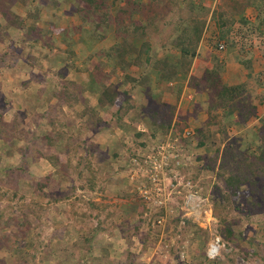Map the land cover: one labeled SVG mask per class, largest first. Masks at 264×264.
I'll list each match as a JSON object with an SVG mask.
<instances>
[{
	"label": "rangeland",
	"instance_id": "obj_1",
	"mask_svg": "<svg viewBox=\"0 0 264 264\" xmlns=\"http://www.w3.org/2000/svg\"><path fill=\"white\" fill-rule=\"evenodd\" d=\"M24 1L0 0V17L4 16L0 18V264H264V201L254 204L246 185L236 192L225 181L237 173L247 156L254 159L261 123L234 125L236 116H229L223 107L213 115L209 103L214 97L196 93L190 84L196 81L190 77L203 71L202 66L218 59L228 60L230 74H242L232 79L225 70L224 82L247 83L252 89L247 69L237 59L230 61L233 53L227 47L214 48L216 37L231 27L239 42L249 34L252 50L242 57L252 58L255 76L264 73L259 10L245 4L252 0L240 1V8L237 0L221 1L220 6L216 0H195L194 6L192 0H141L153 3L150 10L160 6L152 10L159 14L160 26L147 31L153 43L151 62L167 58L180 73L170 83L155 70L147 74L155 101L161 98L170 106L164 110L166 116L160 114L163 119L150 114L157 104L146 102L140 86L122 84L120 104L111 109L99 107L97 85L86 70L96 61L98 50L114 43L117 22L125 17L122 10L135 7L136 0H111L112 12L120 17L114 19L108 36L101 37L105 29L101 27L93 39L85 30H94V24L84 19L93 20L91 15L82 17L86 11L80 13L72 0H46L38 30L32 29L30 21L25 22L24 31L15 30L18 19L12 17L27 13ZM144 18V14L135 16ZM204 21L197 56L184 55L178 41L188 37L189 48L195 50L190 37ZM51 22L63 31L53 33L47 46L42 39L35 44V37L50 29ZM70 61L74 65L67 71L64 67ZM182 61L192 63L188 74L181 70ZM103 71L116 84L124 79L122 70L112 74L106 67ZM261 77L264 80V74ZM68 91L70 95L77 91L80 100L70 98ZM124 92L130 94L132 103L126 102ZM93 106L109 123L97 134L80 130L86 115L75 118L77 112L90 113ZM224 113L229 118L224 120L228 135L219 127ZM165 120H172L173 127L162 132L155 123ZM58 121L72 126L62 128ZM208 124L211 144L201 146L196 130ZM61 131L70 136L69 144L49 145L48 137L55 139ZM235 137L242 141H234ZM81 141L80 154L86 156L91 149L106 159L93 185L88 180L92 178L88 162L79 164L69 150L70 142ZM229 152H236V161ZM164 154L169 163L162 172L157 166ZM61 157L63 161H58ZM190 193L194 197L188 201ZM218 195L230 197L222 204ZM92 202L101 207L92 208ZM226 228L233 231L229 237L224 236ZM218 236L223 246L211 258L209 244Z\"/></svg>",
	"mask_w": 264,
	"mask_h": 264
},
{
	"label": "trees",
	"instance_id": "obj_2",
	"mask_svg": "<svg viewBox=\"0 0 264 264\" xmlns=\"http://www.w3.org/2000/svg\"><path fill=\"white\" fill-rule=\"evenodd\" d=\"M74 3H76L80 9V13L84 10L86 13L82 15V17H89L91 15L93 20H89L88 18H84L86 23L94 24V30L89 29L85 30L87 35H90L89 38L93 39V34L96 31H99L101 27L105 28L102 29L101 37H106L109 35V31H111L113 28V22L115 18H119L120 15H114L112 12V9L114 7V4L111 3V0H72ZM212 1V0H211ZM224 2V0H221ZM238 1V8H240L239 4L242 0ZM264 0H252L253 3L246 2V5H253L256 9H258V18L262 22L260 25H258V30L262 35H264V7L262 6ZM21 2V1H20ZM151 2L156 3L157 0H151ZM149 2V3H151ZM195 0H192L191 5L194 6ZM136 6L132 8H126L123 9L122 12L125 13L124 18H120L118 23L117 29H115V35H114V43L104 49L103 51L98 50V54H95V59L97 55L96 61L92 65H88L86 70L89 72V74L92 76L91 79L93 83L95 82L97 85V91L100 95L98 105L102 108H113L117 103L120 104V87L122 84H128L131 88H135L137 86H140L142 95L146 98V102L153 103V105L157 104V107H152L150 110V114L152 116H158L162 117L161 115L166 116V113L164 110H166L169 105H167V102H165L163 99H159L155 101V90H152L150 88L149 80L147 78V74L151 70H155L157 74H159L160 79L167 80L169 83L174 80L176 77L179 76V68L177 64H172L167 58H160L157 59L154 63L151 62V49L153 47V43L151 41L152 36L148 29L150 26H153L155 29L160 26V23L158 22V13L152 12V10H159L160 6H156L152 8L151 10L149 7L153 5L151 3L150 5H147L146 3H143L141 0L135 1ZM146 4V5H145ZM221 4V3H220ZM219 4V6H220ZM27 8V13L23 15H13L12 18H17L18 23L17 25L13 24V27L15 30L24 31L25 29V22L30 21V25L32 29L35 31L38 30V27L40 26V18H41V10L44 9L46 6H48V3L46 0H42L40 3H33L32 0H26L23 4ZM223 5V3L221 4ZM147 7L148 10L145 8ZM205 7V6H204ZM244 7L241 6V8ZM1 8V7H0ZM55 10V9H54ZM237 9L236 11H238ZM244 10V9H243ZM144 14L146 18L144 20L141 19H135L136 15ZM15 16V17H14ZM4 17L3 14L0 18ZM3 19V18H2ZM102 20V22H101ZM13 20L11 19V22ZM245 21L247 19L245 18ZM224 24V23H223ZM116 26V24H115ZM30 27V28H31ZM225 27V26H224ZM205 28V21L201 23V25L195 26V29L193 31V35L190 37V40L192 44L195 45V50H191L189 47V41L188 37L183 38L182 42L178 41L179 44L183 47V54L184 55H190L192 54L194 57L197 56L196 51L199 47L201 40L203 38V32ZM44 29H41L42 31ZM241 30V29H240ZM240 30L237 31V35ZM62 32L60 27L57 26L55 22H51V27L48 29L44 34L41 32L42 35L38 37H35V44L39 43L41 39L44 40V45L47 46V44L50 43L51 39H53V33L55 32ZM38 32V31H37ZM233 30L232 27L228 28L225 32L221 31V33L216 37L217 39L214 41V48L217 50L224 49L227 47V49L230 50V52L233 53V55L229 58L230 61L233 59H237V61L240 62L246 69H247V76L249 80H251V87L252 89L248 88L247 83H241V84H227L223 81V73L226 70V65L228 60L221 62L217 59L216 62L213 61L211 64H207L204 67L202 66L203 71H199L196 73L195 76H191L190 80L196 79L195 82H191L190 84L195 88L196 93H207L214 97L213 100L209 103V110L213 115H216V111L219 108H224L225 111L228 112L229 116H236V120H234V125H249L251 122L260 121L261 128L259 132L257 133L256 138H259L258 143L254 144L256 145V149L254 150V159H249V156H247V159H245V162L243 164H240L238 166L237 173L235 175H229L226 177V185L230 188H236V192H239L241 187L243 185H246L248 188V196H252L254 198V204L260 203L264 201V91L260 92L258 91L260 88H264V80H261L263 77V72H260L256 76L254 75V65L252 58L245 59L242 56L244 53L248 50H252V46L248 48V37L245 36L244 39H242L240 42L237 38L233 37ZM99 35V34H97ZM184 37V36H183ZM242 38V36H240ZM227 38V39H226ZM141 39V40H140ZM226 41V42H223ZM91 42V41H90ZM264 43V38H263ZM264 51V50H263ZM130 56L131 58L128 59L127 56ZM144 55L145 58L143 57ZM264 56V52H263ZM128 59V60H126ZM93 61V58L90 59L89 62ZM151 62L150 66L148 64ZM74 62H69L67 67H64L65 70H69ZM113 63V64H112ZM183 70V73H189L191 70L192 63L190 62H181ZM180 64V63H178ZM108 67L110 70L112 69V74H116L118 70H122L121 77L124 76V79L122 78L121 84H116L113 82L110 78L112 75L109 72L103 71L104 68ZM141 74H136L135 71ZM149 70V71H148ZM146 71V72H145ZM255 76V77H254ZM259 85V86H258ZM64 89V88H63ZM62 89V91H63ZM99 89V90H98ZM65 93V90H64ZM73 93V92H71ZM126 102L132 103L130 94L126 93ZM68 95H70V91H68ZM75 97L76 101L80 100V95L76 91L73 95L71 94L69 97L72 98ZM135 99L137 97L133 95ZM154 98V100H153ZM145 101V100H144ZM155 103V104H154ZM74 104V103H73ZM122 104V103H121ZM72 105V103H71ZM147 106H150L146 103ZM87 107H92L90 104L87 105ZM74 108V107H73ZM120 109V105H119ZM109 112V111H108ZM149 114V115H150ZM161 114V115H160ZM85 117L84 120L80 123V130H91L93 134H97L99 130L107 124V118L102 119L97 113L96 107L93 106V108H90V113L88 110H84L79 114L78 112L75 114V118L77 116ZM102 115V114H101ZM263 115V116H262ZM107 116V115H106ZM224 116L226 114L224 113ZM163 119V117H162ZM75 120V119H74ZM73 120V121H74ZM104 120V122H103ZM229 120V118L225 117L223 119V122ZM53 120L50 122V124L54 127L56 123ZM60 127H65L66 125H69V123H65V121H58ZM71 124H76L75 121ZM157 126H159V129L164 131H168L170 128H172V120L169 121H162L160 124L157 122L155 123ZM211 124H219L216 121H211ZM70 126V125H69ZM72 126V125H71ZM70 126V127H71ZM103 127V128H104ZM220 131L224 132L225 135H228V129L225 128V122L222 123L220 126ZM178 132V128L176 129ZM50 134V133H49ZM196 135L199 140V144L201 146H208V144H211V136L213 134L210 130V124L207 125L205 129H197ZM49 138V145L56 146L58 142L61 141H67L70 139V136H66L63 131H61L57 136H55V139L50 136ZM241 140V137H235L234 141ZM69 144L67 141L65 145ZM84 142H70V145L72 148L69 150L73 151L74 155L77 157L79 164H82L83 161L88 162L87 164V170L90 171L91 177L88 178L89 181L92 183V179L96 177V173L99 169H101L103 163L106 161V159L103 161L101 157V153L96 151H93L91 149H87L88 154L86 156H83L80 154V149H82V145ZM226 152L227 149H226ZM230 153V152H229ZM233 160L236 161V158L234 157L236 152L230 153ZM115 156L118 155L117 152L114 154ZM58 156H55L54 158H57ZM93 157H97L95 160H93ZM64 158H59L58 161H63ZM233 174V173H232ZM193 180V178H192ZM93 185V183H92ZM230 194V193H229ZM122 197L129 198V195L127 193H122ZM217 199L222 202V204L226 203V200L230 196H224L223 199L218 198ZM64 198H68L67 196ZM91 202V201H90ZM218 206V205H217ZM91 207L99 209L101 207V204H98L97 202H92ZM92 213V212H90ZM162 214V213H161ZM1 216V213H0ZM94 217V215H93ZM152 218V217H151ZM151 218L149 220H151ZM157 219V217L155 218ZM158 220V219H157ZM228 229V230H227ZM228 231V232H227ZM225 237H229L233 234V231L230 228H226V230L223 231ZM21 261V260H20Z\"/></svg>",
	"mask_w": 264,
	"mask_h": 264
},
{
	"label": "built area",
	"instance_id": "obj_3",
	"mask_svg": "<svg viewBox=\"0 0 264 264\" xmlns=\"http://www.w3.org/2000/svg\"><path fill=\"white\" fill-rule=\"evenodd\" d=\"M161 159L159 160L160 164H159V166H157V168L160 167L162 172H164L165 168L167 167V165L169 163V162L167 163V155L164 154L163 157H161ZM189 184H190V182H189ZM193 195L194 194H192V193L189 194L188 198H190V199H188V201H190L194 197ZM222 246H223V244H221V237L220 236L216 237L215 240H213V242H211L209 244V249H208L209 257H211V258L217 257L220 254Z\"/></svg>",
	"mask_w": 264,
	"mask_h": 264
},
{
	"label": "crops",
	"instance_id": "obj_4",
	"mask_svg": "<svg viewBox=\"0 0 264 264\" xmlns=\"http://www.w3.org/2000/svg\"><path fill=\"white\" fill-rule=\"evenodd\" d=\"M216 1L218 2V5L221 3V0H216ZM228 73H229V70H228V71L226 70V75L229 76L230 73H229V74H228ZM241 75H242L241 73H240V74H235V75L230 74L229 78L237 79V77L239 78V76H241ZM226 81H227V80H226ZM230 81H231V80H229L228 82H229V83H232V82H230ZM262 112H264V111H262ZM263 115H264V114H263ZM263 115H262V116H263Z\"/></svg>",
	"mask_w": 264,
	"mask_h": 264
}]
</instances>
